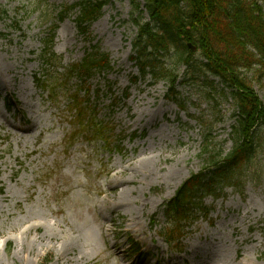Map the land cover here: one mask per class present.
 <instances>
[{"label": "rangeland", "instance_id": "1", "mask_svg": "<svg viewBox=\"0 0 264 264\" xmlns=\"http://www.w3.org/2000/svg\"><path fill=\"white\" fill-rule=\"evenodd\" d=\"M76 1L0 0V264H235L244 255L264 264V153L245 170L243 193L227 188L217 201L206 197L212 211L192 227L182 250L152 225L163 203L202 169V130L190 117H222L216 141L230 149L234 107L221 100L216 116L200 84L178 86L182 109L166 99L165 81L132 83L139 73L130 60V1L108 0L90 41L71 14L58 24L53 48L60 72L81 61L90 43L110 55L114 68L92 76L79 95L89 97L84 104L98 121L116 126L110 146L80 133L69 100L76 76L65 84L52 73L48 88L37 84L54 11ZM254 87L264 99V88ZM146 160L148 169L141 167ZM156 218L163 224L162 213ZM130 236L143 248L140 260Z\"/></svg>", "mask_w": 264, "mask_h": 264}, {"label": "trees", "instance_id": "2", "mask_svg": "<svg viewBox=\"0 0 264 264\" xmlns=\"http://www.w3.org/2000/svg\"><path fill=\"white\" fill-rule=\"evenodd\" d=\"M129 1L135 15L133 22L138 27L132 42L131 59L138 67L140 76L134 77V82L148 75L153 83L164 80L169 86L168 98L176 101L180 67L186 65V81L196 82L207 72L212 73L219 77L224 86L221 94L232 98L236 107L231 150L225 151L219 147L214 141L213 126L207 127L202 149L205 154L202 172L186 181L177 196L166 204L170 223L164 235L169 241L178 240L185 235L187 224L194 221L195 210L208 213L201 203L204 194L215 195L217 185L222 181L228 185L232 184L234 177L239 181V174L247 166L256 167L257 158L264 151V103L253 87L254 79L260 84L264 80V5L257 0ZM107 3V0H80L63 7L58 19L63 20L72 10H76L80 33L90 35V26L102 16ZM145 13L148 14L147 20ZM53 37L48 38L43 50V60L49 67H54L58 59L52 49ZM188 42L196 45L197 49H190ZM196 52L201 59L195 57ZM169 57L174 59L171 65L166 63ZM111 69L109 55L100 51L99 45L95 44L80 63L68 70V75L76 74L85 82L95 73ZM250 73H253L251 77ZM39 80L47 81L46 77ZM226 88L230 90L229 93L225 91ZM215 90L212 86L211 91L205 94L207 100L217 104ZM72 101L76 103L75 106L80 105L76 97ZM82 109L75 108L80 126L107 143L104 138L106 126L97 123L93 115L83 117ZM174 234L175 239L172 238Z\"/></svg>", "mask_w": 264, "mask_h": 264}, {"label": "bare ground", "instance_id": "3", "mask_svg": "<svg viewBox=\"0 0 264 264\" xmlns=\"http://www.w3.org/2000/svg\"><path fill=\"white\" fill-rule=\"evenodd\" d=\"M141 165V167L148 169L151 165V160H146ZM235 264H252V260L248 255H244L241 260L236 262Z\"/></svg>", "mask_w": 264, "mask_h": 264}]
</instances>
